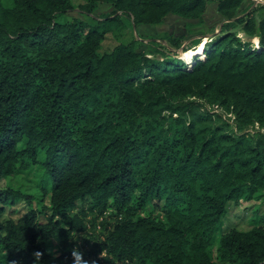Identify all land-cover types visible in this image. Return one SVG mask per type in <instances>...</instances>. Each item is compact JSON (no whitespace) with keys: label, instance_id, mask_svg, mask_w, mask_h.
Segmentation results:
<instances>
[{"label":"trees","instance_id":"1","mask_svg":"<svg viewBox=\"0 0 264 264\" xmlns=\"http://www.w3.org/2000/svg\"><path fill=\"white\" fill-rule=\"evenodd\" d=\"M12 1L0 3V183L39 165L50 187L42 211L0 220V264H264L263 225L221 230L232 202L264 191V132L216 121L192 99L264 127V13L244 23L260 48L226 31L190 68L165 45L103 43L123 16L201 18L211 0ZM213 1L229 20L243 3ZM102 3L113 12L99 18ZM77 9L89 20L67 17ZM21 199L32 205L0 186V215ZM99 218L89 253L70 250Z\"/></svg>","mask_w":264,"mask_h":264},{"label":"rangeland","instance_id":"2","mask_svg":"<svg viewBox=\"0 0 264 264\" xmlns=\"http://www.w3.org/2000/svg\"><path fill=\"white\" fill-rule=\"evenodd\" d=\"M88 0H74L75 4L85 3ZM5 6H12V0H0ZM113 12V6L110 3H102L99 8L93 12L96 17H105ZM264 13V0H243V3L237 10V18L229 20L218 11V3L209 1L207 10L201 18H188L177 14H168L160 23L157 24H139L137 25L132 17L123 16V23L114 31L106 35L103 43L102 51H110L118 44L135 43L137 49H144L147 52H154L155 49L166 48L173 50L179 54V58L188 66L193 67L196 60L204 58L207 55V49L210 43L215 40L221 33L232 31L245 41H250L255 48L261 47L260 38L258 36L249 35L244 29V23L248 19L260 20ZM68 18L78 17L89 20V15L73 11L67 15ZM177 40L178 45H173L170 40ZM170 41V42H169ZM197 99L199 105L204 110H209L215 115L216 121H227L230 127L242 132H254L262 130L264 127L259 124H243L237 119L232 109L222 106L215 102H209L205 99ZM43 157V155H41ZM0 186L12 187L22 190L33 196L32 205L26 200H18L13 205L4 207V212L0 215V220L9 219L18 220L23 217L29 209L34 207L42 211L44 206L49 205V199L44 194L43 189L50 187V182L44 174V170L39 165H33L27 170L20 171L3 179ZM78 205H85V202H79ZM2 206H0V209ZM50 213V212H47ZM111 210L107 215L111 216ZM148 213V211H143ZM40 218L45 221V215L41 214ZM112 218L110 219V221ZM101 218L95 219L97 229H89L83 231L76 236V240L69 245V249L75 252L87 255L94 243L103 237L102 229L99 227ZM256 225L264 226V191H259L252 200L241 199L237 205L231 203L228 213L226 214L221 230L227 231L232 228L241 230H250ZM221 231L216 235L211 246L213 258L216 257V251L219 243ZM102 256V254L100 255ZM84 262H82L83 264Z\"/></svg>","mask_w":264,"mask_h":264}]
</instances>
